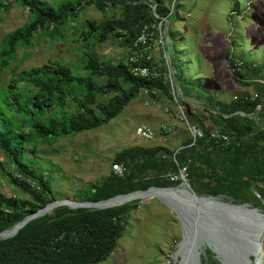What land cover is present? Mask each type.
Wrapping results in <instances>:
<instances>
[{
    "label": "trees",
    "instance_id": "trees-1",
    "mask_svg": "<svg viewBox=\"0 0 264 264\" xmlns=\"http://www.w3.org/2000/svg\"><path fill=\"white\" fill-rule=\"evenodd\" d=\"M163 1L0 3V15L9 12L14 2L29 11L26 23L5 35L0 48V72L10 70L12 76L7 85L0 81V154L4 156L0 169L23 196L6 197L0 193V233L13 229L27 216L57 200L52 194V177L24 160L27 147L37 150V138L41 144L53 146L62 139L95 131L120 116L145 90H155L157 95L153 98L160 95L172 101L175 92L186 105L190 104L186 99H191L203 109L199 119L186 109L189 124L198 121L204 130L202 122L213 121L219 132L234 135L235 140L222 145L205 137L192 146L190 137L173 150L168 147L121 150L113 163L126 167L124 175L111 171L100 185L88 189L83 202L106 201L152 187L177 188L182 181H171L169 174L188 166L189 184L199 196L216 197L235 205L253 203L250 207H261L264 211V205L252 191L254 183L264 181V84H257L255 99L237 98L224 103L184 79L175 53L171 56L174 91L170 66L164 59L162 62L153 59L147 64L160 72L156 79L135 76L127 64L145 25L178 18L180 5L169 0L170 5H175L171 13ZM90 6L103 15L111 12L112 17L103 21L81 20V12ZM69 32L75 42L84 43V48H78L82 54L81 68L75 71L70 64L55 61L17 73L14 64L20 51L26 59L40 38L63 43L70 37ZM108 41L125 49V59L116 64L102 62L87 49L93 43ZM227 58L236 81L253 85L244 83L243 72L258 67L235 64L228 55ZM257 118L262 119V126L257 124ZM205 133L210 134L207 130ZM7 168H14L15 172ZM138 208V202L104 210L57 208L30 221L16 236L0 240V264H100L117 248L127 230L131 211ZM206 255L201 264L219 263L211 250Z\"/></svg>",
    "mask_w": 264,
    "mask_h": 264
},
{
    "label": "rangeland",
    "instance_id": "rangeland-1",
    "mask_svg": "<svg viewBox=\"0 0 264 264\" xmlns=\"http://www.w3.org/2000/svg\"><path fill=\"white\" fill-rule=\"evenodd\" d=\"M8 1L0 0V3ZM39 1L58 4L63 0ZM162 4L171 13L176 4L180 5L178 18H171L172 23L169 20L162 21V27L166 31V43H170L168 52L171 56L175 53L186 81L196 89L201 86L204 92L221 102L234 100V96L242 98L245 92L252 95L257 92V86H245L236 81L227 55L235 64L246 63L264 71V0H175L174 6L169 4V0H165ZM28 13V9H23L17 2H14L9 12L1 13L0 48L5 35L26 23ZM110 17L111 12L103 15L95 6L87 7L80 14L81 20L103 21ZM69 36L63 43L40 38L38 44L29 50L26 59L24 52L20 51L14 64L17 73L55 61L68 63L77 71L83 66L82 54L78 48L85 46L84 43L75 42L70 32ZM87 49L106 63H119L126 56L125 49L114 41L93 43ZM154 59L162 62L160 47H156ZM11 79L10 70L0 72V81L5 85ZM177 93L179 94V89ZM176 100L177 102L175 97L172 101L159 95L147 105L148 99L142 93L120 116L95 131L62 139L53 146L43 145L37 138V150L27 147L24 160L31 161V166L39 168L45 176L52 177V194L58 201L72 199L83 202L88 189L100 185L110 175L115 165V155L121 150L159 146L175 149L179 145L178 139L174 140L172 132L161 130L163 125L172 122H177L182 133L191 137L188 126L181 118L187 119V108L193 112L196 110L195 115L203 108L191 102V99H186L190 103L188 105L177 96ZM142 125L155 131L154 140L145 141L136 135V130ZM3 159L4 156L0 154V160ZM7 170L15 172L14 168ZM257 186L258 193L264 198V185ZM0 193L6 197H23L1 169ZM259 200L261 201L260 198ZM137 202L139 208L131 211L127 230L117 248L100 264H168L170 261L171 264H181L183 252L180 253V249L186 241L179 217L168 205L156 198L142 201L137 199L127 204ZM248 204L253 206V203ZM255 208L263 210L261 207ZM208 234L205 233L202 237ZM215 239H210V242L218 248L220 256L204 239H200L201 258H207L206 253L211 250L218 264H226L219 251L220 244L229 264H244L245 254L241 248L233 246L229 238Z\"/></svg>",
    "mask_w": 264,
    "mask_h": 264
},
{
    "label": "water",
    "instance_id": "water-1",
    "mask_svg": "<svg viewBox=\"0 0 264 264\" xmlns=\"http://www.w3.org/2000/svg\"><path fill=\"white\" fill-rule=\"evenodd\" d=\"M170 63V73L174 78V73L171 69L172 62ZM177 87L179 88L178 83ZM257 185H264V181L256 182L253 185L254 194L261 199L264 205V198L258 193ZM153 191L161 195L152 196L150 193ZM135 195H142L138 199L141 201L150 199V197L163 201L179 217L185 231L186 241L180 249V253L183 252L181 262L185 260L186 264H201L199 249L202 244L200 239H204L209 244L210 239L215 237L216 239L229 238L233 242V246L238 247V249L241 248V251L245 254L244 264H260L261 259L257 255L262 254L264 246V211L249 207L247 204L235 205L223 202L216 197L199 196L193 191L189 183L186 184L184 182L177 188L152 187L147 191H137L100 202H78L72 199L56 200L49 203L45 208L27 216L13 229L0 233V240L16 236L30 221L50 214L57 208L66 206L71 209L104 210L126 205L134 201L130 200V197L133 198ZM121 198L129 200L121 203L114 202ZM205 233H209L208 236L202 237ZM253 246L256 248V254L251 251ZM220 247L219 244V251H221L225 263L229 264L226 255ZM212 250L216 254H220L218 248L215 247Z\"/></svg>",
    "mask_w": 264,
    "mask_h": 264
},
{
    "label": "built area",
    "instance_id": "built-area-1",
    "mask_svg": "<svg viewBox=\"0 0 264 264\" xmlns=\"http://www.w3.org/2000/svg\"><path fill=\"white\" fill-rule=\"evenodd\" d=\"M163 22H160L159 24L145 25L140 36L135 41L134 47L131 49L130 55L127 58V64L130 66L131 71L135 76H140L144 78H153V79L160 77V72L157 70L156 67L153 68L147 65L148 63L153 62L154 52L156 50V47H160L163 59L166 61L168 66H170L171 55L168 52L170 43L169 42L166 43V36H164V33L166 31H164L162 27ZM169 77L174 91L175 85L171 73L169 74ZM143 95L148 99L146 104L149 105L151 99L153 98L152 96H156L157 92L155 90H145L143 92ZM174 96H175V101L177 102L175 92H174ZM256 97L257 95H255L251 99H255ZM258 109H261V105H258ZM181 120L182 122L186 123V125L190 130L191 138L193 139L192 146L196 145V142L199 139H203L205 137H208L209 140L214 143L222 144V145H229L235 140L234 135L222 133L219 131H213L210 132L209 135H207L205 131L202 130L200 127L189 124L186 118L182 117ZM177 127H178V123L172 122L163 125L161 127V130L163 132L170 133V132H174ZM136 135L144 140H153L156 136L155 132L151 128H148L146 126H140L136 130ZM112 171L116 175L122 176L126 172V167L122 164H115L113 166ZM187 176H188V166L180 167L178 173L169 174V178L171 181L177 182L181 180L186 184L189 183ZM168 264H171V261Z\"/></svg>",
    "mask_w": 264,
    "mask_h": 264
},
{
    "label": "crops",
    "instance_id": "crops-1",
    "mask_svg": "<svg viewBox=\"0 0 264 264\" xmlns=\"http://www.w3.org/2000/svg\"><path fill=\"white\" fill-rule=\"evenodd\" d=\"M248 70H251V69H247L245 72H244V83H250V84H253L255 86H258L257 84H264V71L260 70V69H256V70H251L250 72ZM254 73V74H253ZM244 85V84H243ZM245 86H252V85H245ZM257 94V92L252 95V94H249V93H246L244 94V96L242 98H253L255 95ZM236 98H239L240 97H237V96H234V100ZM241 98V99H242ZM220 101V100H219ZM232 101V100H231ZM229 101V102H231ZM229 102H224V103H229ZM197 119H199L201 117V112L197 111ZM194 113L196 114V110L194 111ZM244 114H242L243 116ZM199 116V117H198ZM257 124L262 126L263 125V122H262V119L261 118H257ZM202 124L204 125V130L208 131V132H213V131H219L218 130V126L213 122V121H205V122H202ZM192 125H196L198 127H200V122H196L195 124H192ZM143 126V125H142ZM145 126V125H144ZM147 127V126H146ZM150 128V127H148ZM182 130V129H181ZM180 130V125L178 124V127L176 128V130L173 133L174 136V140L175 138L178 139V142H179V145L177 146H180L181 144H183L188 138L190 137H187L186 133H182V131ZM155 132V131H154ZM154 140V139H153ZM145 141H150V140H145ZM177 142V141H176ZM176 146V147H177ZM159 147H164V146H159Z\"/></svg>",
    "mask_w": 264,
    "mask_h": 264
},
{
    "label": "bare ground",
    "instance_id": "bare-ground-1",
    "mask_svg": "<svg viewBox=\"0 0 264 264\" xmlns=\"http://www.w3.org/2000/svg\"><path fill=\"white\" fill-rule=\"evenodd\" d=\"M150 194H151L152 196H155V195L159 196V195H161V194H159V193L156 192V191H153V192H151ZM141 196H142V195H135V196H133V198L130 197V200H137V199H139ZM151 198H153V197H150V199H151ZM127 200H129V199L121 198V199H117V200H115L114 202H115V203H121V202H125V201H127ZM208 245H210V247H211L212 249L215 248V246H214L213 243H211V242H210ZM251 251L253 252V254H256V253H257L256 248H255L254 246L251 248ZM177 256H179V255H177ZM257 256H260V259H261V260H260V264H264V246H263V249H262V254H261V255L258 254ZM181 264H186V261H185V260L182 261Z\"/></svg>",
    "mask_w": 264,
    "mask_h": 264
},
{
    "label": "clouds",
    "instance_id": "clouds-1",
    "mask_svg": "<svg viewBox=\"0 0 264 264\" xmlns=\"http://www.w3.org/2000/svg\"><path fill=\"white\" fill-rule=\"evenodd\" d=\"M168 35V34H167Z\"/></svg>",
    "mask_w": 264,
    "mask_h": 264
}]
</instances>
